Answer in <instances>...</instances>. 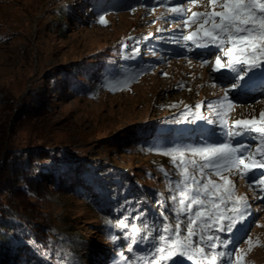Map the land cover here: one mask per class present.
<instances>
[{
  "label": "rangeland",
  "instance_id": "obj_1",
  "mask_svg": "<svg viewBox=\"0 0 264 264\" xmlns=\"http://www.w3.org/2000/svg\"><path fill=\"white\" fill-rule=\"evenodd\" d=\"M83 1L0 0V137L8 149L0 153V240L14 221L18 231L35 230L40 243L30 253H44L39 264H104L108 257L107 219L84 192L46 182L27 193L18 175L7 178L12 161L16 171L39 177L44 151L58 159L59 170L77 169L71 176L77 182L79 173L94 175L103 190L105 175L121 172L160 186L161 222L147 225L150 234L145 224L119 223L146 240L136 241L146 245L132 254L133 264H230L229 245L248 224L240 256L264 264V94L233 103L240 86L219 83L217 76L235 66L243 84V75L263 67L264 0H185L181 10L109 14L108 25L87 18L86 11L78 17L74 12ZM151 1L160 4L143 3ZM65 5L73 9L69 15L59 12ZM155 15L163 22L154 30L189 38L199 53L171 56L162 71L142 77L121 75L120 69L97 81L99 61L115 54V44L134 50L127 38L151 35ZM74 82L80 89H73ZM213 104L211 113H203L204 105ZM218 115L215 127L223 138H189ZM138 129L163 133L170 139L166 149L142 146ZM229 129L240 149L229 140Z\"/></svg>",
  "mask_w": 264,
  "mask_h": 264
},
{
  "label": "trees",
  "instance_id": "obj_2",
  "mask_svg": "<svg viewBox=\"0 0 264 264\" xmlns=\"http://www.w3.org/2000/svg\"><path fill=\"white\" fill-rule=\"evenodd\" d=\"M101 1H105L104 4H101ZM109 0H84L83 4L79 11H75L74 13L80 17L86 11L89 16H94L95 20L104 25L110 24V19L106 16H100V4L102 6H106V2ZM114 10V7H111ZM73 9L65 5L60 9V13L63 15H69ZM118 11V9H115ZM121 45H116L115 54H109L108 58L104 60L103 58L99 61L97 71L99 72V76L97 77V81H99L101 75L104 71H102L105 65L110 66L112 64L113 67L118 68L120 64H122L121 55L122 50H120ZM151 49H157V45H153L150 43L148 48H145L146 51L143 54H148ZM121 56V57H120ZM132 58V55L131 57ZM124 59V58H123ZM149 71L150 69H146ZM77 83H73V89H80ZM152 129V127L150 128ZM159 130V127L153 128L154 131ZM147 130V129H145ZM144 129L137 130V136L139 138L140 144L142 146L148 148V146H153L156 144H162L160 149L165 150L166 146L164 143H161L162 137L165 135L162 134H144ZM148 131V130H147ZM201 134V133H198ZM197 138H203V135H198ZM149 149V148H148ZM6 149L4 143V137H0V153ZM40 156L47 160L43 165L47 167V163L52 164L51 167H41L39 177H30L29 175L24 174V171L20 173L16 171L18 169V162L12 161V165L9 166V173L7 178L10 177L11 174L18 175L22 180L25 181V184L21 186V189L25 192L29 193L30 191H36L42 184L48 182L50 185L55 186L56 189L59 190H67V187L76 190L77 193L84 192L83 196L87 200L88 204L92 206L96 211L100 212L102 217L107 219L106 226L107 231L111 230V248L105 249L104 254H108L106 260H104V264H130L128 263V258L131 254H136L138 250H141L142 243L138 245L136 241H142L134 236V233L127 229L123 230L119 227V223L123 225L132 226L136 224L138 221H142L145 224H152L153 222H160V202L158 201V191H160L159 185H154L151 187L150 185L145 184V181L138 182L141 180H137L135 177H128L127 175H123L122 172L119 175H112L113 173H108V175L102 174L109 180L105 181L104 178L101 181L104 182V187L106 190L100 188V181L95 179L94 175H84L81 176L80 180H74L71 176L73 175L74 170L61 169L58 168V159L50 157L48 153L42 151ZM4 164V163H3ZM46 164V165H45ZM25 168V165H23ZM23 169V168H22ZM26 169V168H25ZM22 171V170H21ZM80 172L82 170H79ZM6 178V179H7ZM114 182L116 188L110 185V182ZM107 186H106V185ZM76 186V187H71ZM151 190H154L153 192ZM110 200V201H109ZM129 219L133 221L128 222ZM142 225V224H140ZM7 229L5 234L2 235V239L0 240V264H39L37 260L40 258L43 259V254L39 252L38 254L32 255L30 253L31 248L37 247L40 243L39 238L37 237L35 230L29 229L28 227L21 228V230H17L14 221H9L7 223ZM15 230L14 234L9 233L10 230ZM133 231V230H132ZM110 232V231H109ZM15 234H18V238L22 242H16L14 240ZM74 250V249H73ZM72 251V250H71ZM38 256V259H37ZM128 257V258H126ZM41 261V260H40ZM80 264L79 261L74 260L68 262V264ZM42 264H50L49 261H44Z\"/></svg>",
  "mask_w": 264,
  "mask_h": 264
}]
</instances>
